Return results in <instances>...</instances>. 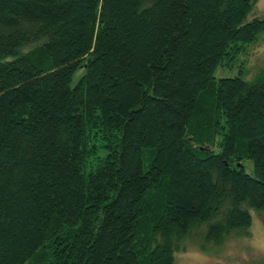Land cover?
Masks as SVG:
<instances>
[{
  "label": "trees",
  "instance_id": "trees-1",
  "mask_svg": "<svg viewBox=\"0 0 264 264\" xmlns=\"http://www.w3.org/2000/svg\"><path fill=\"white\" fill-rule=\"evenodd\" d=\"M257 1L0 0V264H175L264 223Z\"/></svg>",
  "mask_w": 264,
  "mask_h": 264
},
{
  "label": "rangeland",
  "instance_id": "rangeland-1",
  "mask_svg": "<svg viewBox=\"0 0 264 264\" xmlns=\"http://www.w3.org/2000/svg\"><path fill=\"white\" fill-rule=\"evenodd\" d=\"M264 18V0H258L248 16ZM247 68L255 72L264 66V39L249 50ZM235 72V71H234ZM225 72L218 71L217 75ZM252 222L245 233L226 238L212 252H204L199 245H193L194 239L188 241L184 253L175 254V264H262L264 261V223L261 214L251 213Z\"/></svg>",
  "mask_w": 264,
  "mask_h": 264
}]
</instances>
